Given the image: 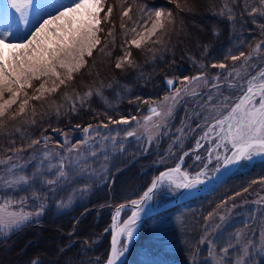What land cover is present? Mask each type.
Masks as SVG:
<instances>
[{"label":"trees","instance_id":"16d2710c","mask_svg":"<svg viewBox=\"0 0 264 264\" xmlns=\"http://www.w3.org/2000/svg\"><path fill=\"white\" fill-rule=\"evenodd\" d=\"M180 1L103 0L98 33L101 44L91 57L86 55L85 65L55 92L39 100L32 99L33 109L26 108L17 116L0 120V162L18 148L37 141L41 134L54 130L73 134L78 131L75 126L84 129L123 116H140L149 102L166 94L165 76H212L219 72L213 64L231 67L238 61L231 59L233 55L240 56L241 52L249 55L264 42L261 0H208L209 11L196 17L183 10ZM108 7L113 9L110 17L106 15ZM129 8V16L123 17V11ZM160 8L172 12V23L165 22L164 30L136 48L132 40L143 32L154 17L152 13ZM251 9L259 11L249 15ZM194 25L205 30L200 34L203 46L199 51L190 50L191 45L182 41L184 31ZM157 39L161 42L154 43ZM126 53H131L129 61H124ZM117 61H124L119 69L114 65ZM97 62L109 65L101 69L98 78H92L90 71ZM112 66L114 72H108ZM163 150L160 141L158 148L131 153L121 160L122 168L111 184H95L87 199L72 208L59 211L52 207V213L48 211L39 221L0 238V264H105L110 249L106 230L113 210L140 197L160 171L174 164L170 159L156 164L157 154L163 155ZM128 177L136 178L129 186ZM260 180H264L262 160L233 174L216 191L149 218L129 251L128 263L151 264L150 260L155 259L154 264H197L198 260L210 264L214 254H223L220 248L231 240L230 233L247 230L248 234L240 241L247 240L251 245L245 255L246 264H264V218L237 221L215 235H212L214 226L208 223L209 214L227 197ZM127 187L129 191L123 192ZM60 231L63 233L59 234ZM52 234L55 235L50 244L38 239L40 235ZM239 247L232 252L239 255L242 250ZM225 258L228 262L232 260L229 254Z\"/></svg>","mask_w":264,"mask_h":264},{"label":"rangeland","instance_id":"374dc122","mask_svg":"<svg viewBox=\"0 0 264 264\" xmlns=\"http://www.w3.org/2000/svg\"><path fill=\"white\" fill-rule=\"evenodd\" d=\"M207 1L181 0L180 4H182L183 10L190 11V14L196 17L209 11ZM6 3L7 0H0V8ZM70 3H72V0H33L23 20L20 18L19 13L9 7L7 11L12 13L13 35L9 37L8 42L17 43L24 37L30 38L29 33L35 30L38 23L49 19V14L56 12L61 4ZM180 4L178 5L180 6ZM158 10H164L165 14L169 12L165 8ZM154 21L155 17H153L147 29H151ZM8 26L9 18L5 15L0 18V32ZM52 27H55V25ZM144 32L145 29L142 33ZM204 33V29H199L196 25L190 26L188 30L184 31L182 41L191 45L190 50L199 51L203 46L201 45L200 34L203 35ZM134 39H140V35ZM258 46L254 48L251 54L241 57L240 60L238 59L237 64L224 71L221 77L220 75L203 76L187 86H183V83L187 82L189 77L178 79V85L174 90L164 95L161 100L150 102L149 105H156L160 109V115L148 117V111L145 109L140 115L141 117L123 116L108 123L94 125L88 128L87 131L84 129L80 132H74L72 135L59 132L57 134L59 137H55L52 134H47L49 136L47 140L37 139L40 143L37 144L34 143L35 141H31L29 144L13 151L0 164V216L7 218L12 215L27 214L30 216L28 222H36L47 211L52 210V207L57 208L59 211L68 210L75 204L86 200L95 184H100L101 180L108 177L111 171L118 169L121 164L119 157L124 154L127 155L129 151L133 153L136 150L148 151L152 146L157 145L159 141L164 144V150L163 155L160 154L161 151L157 154L158 163L156 164H159L163 159H170L172 162H177L175 165H182V169L190 177H197L198 175L199 177H210L224 165L225 157H229L232 145L219 136L218 128L211 132H209V128L216 123L217 119H222L223 116L227 115L231 107L239 102L250 81L257 86L259 83L264 82V77L260 75L264 72V42ZM3 51L6 62L10 63L12 61V50L5 48ZM116 64L114 65L116 66ZM106 65L108 66L109 62L93 64L90 71L93 74L92 78H98L101 69ZM113 69L112 66L108 72H112ZM57 71L61 74L60 78L65 79L66 82L68 80L66 79V71L59 68ZM219 81H224V83L220 85ZM42 83L45 84L46 91L39 92L37 89L40 88ZM31 84V88L26 87L20 92L16 103L8 109L5 116L0 117V120L21 114L20 106L24 104L25 100H27V104H24V112L26 108L33 109L34 102H31L33 96L43 98L51 92L53 87L57 88L60 85L59 80L55 77H42L41 80L31 81ZM224 85L225 87L222 88ZM177 92H179V95H177ZM9 97L10 93L5 92L0 103L9 99ZM174 115L176 116L175 120L169 122ZM122 119L127 120L128 123L126 125L114 123V121ZM128 132H132L133 135L128 136ZM206 133L207 135H205ZM42 135L45 134L40 136ZM155 147L158 148V146ZM185 152L187 157L190 156L188 159L189 165L182 157ZM256 158L257 156L253 154L251 159L245 161L250 163ZM61 159L64 160L65 171L69 175L67 180L60 179L56 185H47L39 180L27 186H9L7 183V181L20 175L31 177L37 172L38 168L45 180L56 179L57 169L53 167L49 171L48 168L50 164L58 165ZM77 161H79L78 171L74 173L73 168L77 167ZM118 162L119 165H117ZM242 167L245 166L242 164ZM132 180L135 181L136 178L128 177V186L132 183ZM172 181L181 183L183 178L175 174L174 177L159 184L151 200L153 207L170 200L181 188L176 187V183H172ZM128 188L123 192H128L130 189ZM52 197H54V200H52ZM62 201L66 202L67 206L57 207ZM261 201L264 202V180L257 181L245 191L227 197L211 213L212 217L208 223L215 228L212 235L228 230V227L237 224V221L253 222L256 219L264 218L263 213L260 214L261 211H264V204H260ZM37 213H40V215H36ZM220 217H224V220L221 221ZM122 218L123 214L121 220ZM58 228L63 230L61 227ZM15 229H0V238L9 236ZM87 230L91 232L92 227L87 228ZM62 233L63 231L59 232V234ZM239 233L244 238L243 236L247 235L248 231H240ZM234 234L235 232L230 233L232 238L226 244L227 246L231 243L228 254L230 258L232 257V260L228 262L224 254H214L209 260L210 264H238L241 260L245 261V255H247L243 251L245 245L243 242L237 243L236 240L234 243ZM53 235L55 234L40 235L38 239L41 243L50 244ZM44 237H47V239H44ZM137 238L135 237V240ZM125 240L126 238H123L120 245ZM238 245L242 248L239 255L232 252V249L240 248ZM250 247L251 245L247 244L248 250H250ZM214 252L212 250V253ZM128 256L127 254L123 264H129ZM150 261L151 264H154L155 259ZM197 264H202V261L198 260Z\"/></svg>","mask_w":264,"mask_h":264},{"label":"snow or ice","instance_id":"6c2138e0","mask_svg":"<svg viewBox=\"0 0 264 264\" xmlns=\"http://www.w3.org/2000/svg\"><path fill=\"white\" fill-rule=\"evenodd\" d=\"M32 3L33 0H7V3L0 8V18L5 15L9 18V26L0 32V100L3 99L5 92L10 93L9 99L0 103V117L5 116L8 109L16 103L21 91L26 87H32L31 81L41 80L42 77H55L63 85L65 84V79L60 78L61 74L57 71L58 68L65 70L67 73L66 79L71 80L72 74L85 65V55L91 57L93 50L101 44L98 35L101 29L98 25L101 23L99 13L103 10L102 0H72L70 4H61L56 12L49 14V19L37 24L35 30L29 33L30 38L24 37L17 43L8 42L9 37L13 35V30L11 24L12 13L8 12L7 9L9 7L14 9L23 20L27 9ZM261 3L264 4V0H261ZM177 6L179 7V5ZM112 11V7H108L106 15L110 17ZM130 11V8L123 11V17H128ZM257 11L259 10L251 9L249 15L254 16ZM260 14L264 15V12ZM152 15H154L155 21L151 29H147L145 26V32L139 34L140 39L132 41L136 48H140L142 42L155 37L158 31L164 30L165 22L172 23L173 14L170 11L165 14L164 10H155ZM53 25L55 27H52ZM133 31L135 32V29ZM108 35H112V33L109 32ZM153 42L160 43L161 41L157 39ZM5 48L12 50V61L10 63L5 60L3 51ZM243 56L244 53L241 52L240 56L233 55L231 59L235 61ZM130 57L131 53H126L124 61H129ZM124 61L118 62L116 68H121ZM212 67L223 69L225 65L223 63L213 64ZM260 75L264 77V72ZM167 83L171 86L174 82L169 79ZM56 90V87L51 89L53 92ZM37 91H46L45 84L42 83ZM177 95H179V92H177ZM32 98L39 100L40 96H33ZM24 104H27V100L24 101ZM24 104L20 106L21 113L24 112ZM151 111L155 115H160L155 108L151 109ZM114 123L126 124L128 121L122 119L114 121ZM217 128L219 129V136L225 142L230 143L233 149L232 156L225 157L226 165L251 159L253 154H264V82L259 83L257 86L250 81L246 92L239 102L231 107V110L222 119H217L216 123L209 128V132ZM127 135L132 136L133 133L128 132ZM34 143L38 144L40 141H35ZM197 158L199 159V157ZM78 166L79 161H77V167L73 168L74 173L78 171ZM53 167L57 169L56 179L45 180L38 168L37 172L31 177L20 175L7 181V183L9 186H27L39 180L47 185H56L60 179L67 180L69 173L65 171L63 159L60 160L58 165L50 164L48 170L51 171ZM173 172L179 173V167L173 169L172 172L162 174L161 179L170 178ZM203 182L199 175L195 179H189L187 174H183L181 183L172 181V183H176V187L184 188H192ZM156 187L157 182L154 181L140 200L131 202L135 210L123 221V225L119 230L114 233L110 255L106 260V264H118L121 261V257L128 251V246L133 243L140 227L141 213L144 211L143 205L152 199V193ZM65 206H67L66 202L63 201L57 205L59 208ZM36 215H40V213ZM116 215H119V210H117ZM211 217L212 214L210 213L209 219ZM220 219L223 221L224 217H220ZM29 220L30 216L27 214L12 215L7 218L0 216V229L17 228ZM121 236H124L126 240L118 247V238ZM233 238L237 243H240L242 237L240 233H236ZM243 243L245 245L243 251L247 252L248 241L244 240ZM230 247L231 243L227 246H221L220 251L227 256ZM238 264H246V261H239Z\"/></svg>","mask_w":264,"mask_h":264},{"label":"water","instance_id":"95a60500","mask_svg":"<svg viewBox=\"0 0 264 264\" xmlns=\"http://www.w3.org/2000/svg\"><path fill=\"white\" fill-rule=\"evenodd\" d=\"M168 80H169V78H165L164 79L165 85H166V87L169 90H172L176 86V79H171L174 82L171 86L168 85V83H167ZM153 108L156 109V107H151L149 110L151 111V109H153ZM43 139H46V137L43 136ZM240 163H241V161L238 162V163H232L229 166L225 167L220 173H217V174H215L214 176H212L210 178H200L204 182L201 183V185H196V186H198L199 190H197L198 192L192 194L191 196H197V195H199L201 193L211 191L214 187L218 186L222 181H224L239 166ZM175 168H177V167H171V168L167 169V171H171V170H173ZM179 173L181 174L182 177H183V174H186L185 172H183L181 170H180ZM195 178L196 177L189 178V179H195ZM155 181L157 182V178H156ZM157 185H158V183H157ZM156 188L154 189V191L156 190ZM189 189L190 188L182 187L180 189V191L178 192V194L173 199H171L170 201H168L167 203H165V204H163V205H161L159 207H155V208H147L146 207V208H144V211L141 213L140 226L142 225L144 220H146V218H148L150 215L157 214V213H160V212H162L164 210H167V209H169L171 207L177 206L180 203H182L184 200H186L188 198L187 197V192H188ZM123 206H133V205H132L131 202H128V203H125L123 205H120L118 208H121ZM134 210H135V208L132 211H134ZM132 211H131V213H132ZM131 213L123 221H125L131 215ZM122 225H123V222L118 226V228L115 231H113V235H114V233L116 231L119 230V228ZM113 235H112V239H111V245H112ZM118 239H119V242H120V240L122 239V236L119 237ZM110 251H111V248H110ZM109 255H110V252H109Z\"/></svg>","mask_w":264,"mask_h":264},{"label":"bare ground","instance_id":"6f19581e","mask_svg":"<svg viewBox=\"0 0 264 264\" xmlns=\"http://www.w3.org/2000/svg\"><path fill=\"white\" fill-rule=\"evenodd\" d=\"M190 2V1H189ZM240 60V59H239ZM238 60V61H239ZM237 61V62H238ZM237 62L233 65V66H235L236 64H237ZM233 66H231V67H227V66H225V68H223V71H226L227 69H229V68H232ZM220 69V68H219ZM224 73V72H223ZM222 83H224V81H221V85H222ZM220 86V85H219ZM225 87V85L224 86H222V88H224ZM149 104H150V102L147 104V106H146V108L149 106ZM145 108V109H146ZM153 115V114H152ZM232 156V155H231ZM230 156V157H231ZM158 163V162H157ZM230 164H228V165H224L222 168L224 169L225 167H227V166H229ZM221 168V170L219 171V173L223 170ZM116 172L115 171H111L110 173H109V175H114ZM161 176L162 175H160L159 177H158V184H161L162 182H164L165 180H169L170 178H172V177H174L175 176V174L173 173L172 174V176L170 177V178H165V179H161ZM201 185V184H200ZM198 189H197V187L195 186V187H192V188H190L189 190H188V192H187V195H191L192 193H194V192H196ZM152 205H151V203H150V201H147V202H145V204L143 205V207L145 208V207H151ZM117 210H119V215L117 216L116 215V213H117ZM114 213H113V217H111V229H116L117 227H118V225H119V223L121 222V216H122V212H123V209L122 208H120V209H117ZM114 217H115V219H114ZM136 237V236H135ZM123 238H125L124 236H123ZM132 245V243L128 246V247H130ZM124 257V256H123ZM123 257H121V260L123 259Z\"/></svg>","mask_w":264,"mask_h":264}]
</instances>
